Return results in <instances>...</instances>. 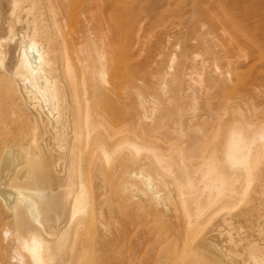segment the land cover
Listing matches in <instances>:
<instances>
[{"label": "bare ground", "instance_id": "bare-ground-1", "mask_svg": "<svg viewBox=\"0 0 264 264\" xmlns=\"http://www.w3.org/2000/svg\"><path fill=\"white\" fill-rule=\"evenodd\" d=\"M108 10H116L114 0H0V209L13 219L0 232V264H84L83 231L73 226L98 222L105 207L113 208V196L149 204L155 210L143 211L168 220L178 264H264V121L251 113L256 107L244 103L249 115L237 107L226 118L227 105L216 113L220 82L206 61L171 133L144 138L112 126L97 98L108 69L97 51ZM72 24L89 36L76 31L74 42ZM139 101L143 118L155 120L158 103L140 93ZM200 112L214 121L211 128L202 126L205 116L194 120ZM84 153L98 175L85 170ZM110 174L124 180L120 189ZM62 178L65 185L58 184ZM62 207L72 228L48 232L44 221L60 220Z\"/></svg>", "mask_w": 264, "mask_h": 264}, {"label": "rangeland", "instance_id": "rangeland-1", "mask_svg": "<svg viewBox=\"0 0 264 264\" xmlns=\"http://www.w3.org/2000/svg\"><path fill=\"white\" fill-rule=\"evenodd\" d=\"M114 2L116 10H108L105 13L110 15H104L108 17V22L104 16L102 21L100 20V24L103 25L98 32L99 35L101 34V37L98 35L100 38L98 46L101 45L97 50L98 53L106 56L105 61H109H104L105 64L108 63L106 65L108 69L106 74L102 75L105 83L100 86L97 98L102 101L101 114H104L106 120L108 118L107 121L112 122V126L118 129L128 127L130 132L140 133L138 135L142 133L144 138L161 132L171 133L178 110L187 111L188 105L192 102V94L187 91L188 85L195 84L201 75L203 76L202 63L206 61L209 71L220 82V88L216 90L212 100L215 112L217 113V110L218 113L224 112L222 109L227 105L229 109L226 118L233 117L237 107L243 108L249 115V110L244 106L246 102L256 107L251 113L264 121V0H114ZM197 11L202 13L198 19L195 18ZM103 20L112 25V30L108 29L109 24L107 25ZM195 21L198 22L197 26L201 32L198 27L194 29L191 27ZM74 25L76 27L77 24H72L70 38L76 42L77 37L73 35L76 38L73 39L72 34H77L80 30L83 33L84 30L78 26L75 28ZM72 27L76 30L73 31ZM85 32L84 36H89L88 30ZM103 38L105 41L100 43ZM188 44L190 46L187 48ZM92 52L89 51V56ZM96 53L94 51L91 57L96 58L93 56V54L96 56ZM188 55L191 57L189 58ZM184 58L189 60L188 63ZM139 93L150 102L158 103L159 111L155 120L143 118L139 106ZM199 114L192 116L194 120L205 116L202 120L205 129L214 125V121L208 119L206 112ZM192 116L189 119L190 124L186 121L188 126L193 125ZM205 118L208 123H205ZM23 129L24 127L20 129L21 133L19 132L18 135L20 138L22 137L20 134L26 136ZM25 130L27 132V128ZM103 134H99L98 137L107 138L105 136H108V133L105 132V136ZM32 148L31 152L38 151ZM85 153L82 155L85 170L88 171L89 168L92 174L98 175L99 171H95L96 167L92 164L91 156ZM87 157L91 161V166ZM37 161L39 162L40 158ZM84 163L89 164L86 166ZM108 175L109 173L105 175L106 178ZM114 176L109 177L108 180L120 189V181L124 180L119 176L116 180ZM64 179H59L58 184L65 185L67 181ZM113 197L111 200L116 202ZM115 198L118 199L116 195ZM113 201V208L105 207V212L98 222L91 224L87 221L84 223L87 226H84L85 229L82 226L78 227V224L76 227L73 226L75 231H83L79 240H84L83 245L87 249L83 254L88 256H84V264L90 262L91 264H178L175 253L177 245L173 242V240L177 241V237L174 238L171 227L170 230L168 229L170 226L168 220L161 213L157 215L154 214L156 211H152V216H149L151 213L145 212L149 204L142 205L130 200H125L121 202L122 204L118 202L119 200L118 203ZM62 209L63 207L59 210L60 220L57 216L51 215L46 219L47 222L44 221L48 232L56 233L72 228L70 216ZM108 209H112V212L109 213ZM5 211L3 208L0 209L1 233L6 225L11 227L13 222L10 214ZM258 215H262V212ZM156 216L160 222L155 220ZM165 224L168 225L167 228ZM88 248H90L89 252ZM169 258L172 260L170 261Z\"/></svg>", "mask_w": 264, "mask_h": 264}]
</instances>
